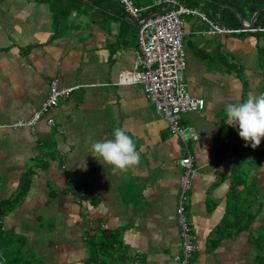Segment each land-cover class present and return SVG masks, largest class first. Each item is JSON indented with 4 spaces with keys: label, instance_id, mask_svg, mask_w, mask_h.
Here are the masks:
<instances>
[{
    "label": "crops",
    "instance_id": "1",
    "mask_svg": "<svg viewBox=\"0 0 264 264\" xmlns=\"http://www.w3.org/2000/svg\"><path fill=\"white\" fill-rule=\"evenodd\" d=\"M96 1L72 3L56 21L47 2L0 0V202L9 208L1 226L32 264H175L185 146L140 85L118 84L135 68L139 21L159 0H134L145 8L139 18L119 0ZM210 1L225 8L183 4L211 22L190 16L184 26L187 88L205 101L181 119L197 136L188 143L195 171L185 195L192 263L264 264V138L252 148L225 113L264 93V32H214L245 26L226 27ZM52 80L78 87L49 113L54 126L10 128L36 112ZM117 127L140 163L114 174L91 144L113 139Z\"/></svg>",
    "mask_w": 264,
    "mask_h": 264
},
{
    "label": "built area",
    "instance_id": "2",
    "mask_svg": "<svg viewBox=\"0 0 264 264\" xmlns=\"http://www.w3.org/2000/svg\"><path fill=\"white\" fill-rule=\"evenodd\" d=\"M126 13L139 18L145 8L136 7L132 0H119ZM168 0H159L156 5L166 4ZM171 7L164 13L153 15L148 19L139 21L137 32V46L139 49L134 70L122 72L119 75L120 85H140L145 97L155 109L156 114L167 124L172 136L179 138L185 146V154L180 159V195L176 208L177 224L180 235V252L173 256L175 264H193L192 257L195 252L194 237L191 233L190 223L186 216V194L190 188L191 178L194 174V157L188 146L189 140H196L191 130L185 128L182 116L201 111L205 107L202 98L192 96L187 88L186 56L183 46L185 19L190 16H198L211 25V22L197 9L188 8L172 0ZM214 32L241 33L263 31V29L227 30L213 26ZM78 87L62 88L56 80L49 84L46 99L30 117L19 119L9 127L13 129H31L41 120H46L49 126H54L49 113ZM1 189V183H0ZM75 193L79 198L85 195V191L76 188Z\"/></svg>",
    "mask_w": 264,
    "mask_h": 264
},
{
    "label": "clouds",
    "instance_id": "3",
    "mask_svg": "<svg viewBox=\"0 0 264 264\" xmlns=\"http://www.w3.org/2000/svg\"><path fill=\"white\" fill-rule=\"evenodd\" d=\"M228 125L238 127L239 137L252 148L264 138V93L249 94L242 103L228 104L225 109ZM113 139H103L91 144V155L99 157L101 164L111 166L114 174L125 173L140 163L136 144L123 128L117 127Z\"/></svg>",
    "mask_w": 264,
    "mask_h": 264
},
{
    "label": "trees",
    "instance_id": "4",
    "mask_svg": "<svg viewBox=\"0 0 264 264\" xmlns=\"http://www.w3.org/2000/svg\"><path fill=\"white\" fill-rule=\"evenodd\" d=\"M38 2H47L51 6H54V18L56 21L59 18H62L63 15L66 12V9L70 7L72 3H78L82 0H36ZM90 2H93L95 4L99 3L96 0H88ZM179 4H186L188 6H191L194 3L195 0H176ZM223 4L230 5L234 7L239 14L245 19L250 20L256 12L264 5V0H217ZM211 4V1L208 2ZM136 6L142 7L139 4L136 3ZM166 4H160V5H152L150 8H148L147 11H145L146 14L153 12L157 9L165 7ZM211 6L221 13V23H224L226 27L229 28H239L241 27L240 20L237 16V14L230 8H221L214 4H211ZM145 7V6H144ZM187 7V6H186ZM194 7V6H192ZM189 8V7H188ZM68 12V11H67ZM66 12V13H67ZM263 15L264 11H262L254 25L253 29L257 27L264 28L263 24ZM25 187L22 186V191H24ZM7 204L5 202H0V264H32L29 260H23L22 254L20 253L18 247H16L14 244L12 246V243H8L9 237L7 236L8 233L4 232L1 226V221L4 215L8 212L9 208L6 206ZM11 235V234H9Z\"/></svg>",
    "mask_w": 264,
    "mask_h": 264
},
{
    "label": "water",
    "instance_id": "5",
    "mask_svg": "<svg viewBox=\"0 0 264 264\" xmlns=\"http://www.w3.org/2000/svg\"><path fill=\"white\" fill-rule=\"evenodd\" d=\"M169 2L167 3V5H166V7L165 8H162V9H159V10H157V11H155V12H152V13H150L149 15H148V17L147 18H145V19H148L149 17H151V16H153V15H157V14H161V13H164V12H166L167 10H169L170 9V7H171V1L172 0H168ZM212 2H215L216 4H218V5H220V6H222V7H224L225 6V8H230V9H232L236 14H237V16H238V18H239V20H240V23H241V25L242 26H245V27H252L253 26V23H254V21L256 20V18L258 17V15L262 12V11H264V5L256 12V14L253 16V18L251 19V21H247V20H245L240 14H239V12L234 8V7H232V6H230V5H226V4H223V3H220V2H216V1H212Z\"/></svg>",
    "mask_w": 264,
    "mask_h": 264
},
{
    "label": "rangeland",
    "instance_id": "6",
    "mask_svg": "<svg viewBox=\"0 0 264 264\" xmlns=\"http://www.w3.org/2000/svg\"><path fill=\"white\" fill-rule=\"evenodd\" d=\"M195 1H199V0H195ZM132 2L134 3V5H136V3L134 2V0H132ZM157 3V2H156ZM225 7V6H224ZM253 18V17H252ZM263 24H264V15H263ZM243 36H248V34H246L245 33V35L244 34H242ZM259 38L261 37V34H256ZM263 56H264V54H263Z\"/></svg>",
    "mask_w": 264,
    "mask_h": 264
}]
</instances>
